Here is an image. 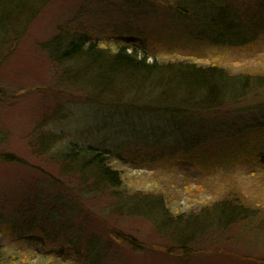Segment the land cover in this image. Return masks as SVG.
<instances>
[{
    "label": "rangeland",
    "instance_id": "obj_1",
    "mask_svg": "<svg viewBox=\"0 0 264 264\" xmlns=\"http://www.w3.org/2000/svg\"><path fill=\"white\" fill-rule=\"evenodd\" d=\"M214 1L237 27L231 43L215 12L192 5L182 18L178 0H50L0 56L2 264H264V86L200 110L172 88L111 84L101 61L57 60L55 47L84 35L110 55L264 77V0ZM84 147L105 153L119 185L95 186ZM119 192L161 198L172 220L217 202L251 214L187 239L115 206Z\"/></svg>",
    "mask_w": 264,
    "mask_h": 264
},
{
    "label": "trees",
    "instance_id": "obj_2",
    "mask_svg": "<svg viewBox=\"0 0 264 264\" xmlns=\"http://www.w3.org/2000/svg\"><path fill=\"white\" fill-rule=\"evenodd\" d=\"M49 1L0 0V56L2 58L5 59L16 49L32 19ZM178 1L183 7L180 8L183 12L179 13V17L182 18L194 11L191 8L192 5L203 6L204 9L213 14L215 12L211 22L223 33L220 35L222 38V41L219 40L220 42L231 43L232 39L237 36L236 25L233 21L230 22L228 16H226L225 9H222L221 6L218 8L214 0H210V2L208 0ZM188 17L190 18V15ZM206 17H209V14L202 16V19L207 20ZM58 38L59 36L50 41V43L56 42ZM55 49L59 56L57 60L60 61H70L78 58L95 60V62L101 61L104 67L99 75L108 76L111 79V84L118 82L122 86L123 84L134 83L136 86L147 85L158 90L172 88L181 95L178 99L179 105L180 103L190 104L200 110H213L226 103H238L250 90H257L258 87L264 86V77L232 75L217 66L201 67L193 63L184 62L147 63L146 56L139 57L135 48L127 51V48L120 46L113 55H110L105 49L98 47L95 41H90L84 35L74 37L60 45V48L57 46ZM164 94L166 99L171 97L167 92H164ZM152 95L162 99L155 92ZM171 98L174 99V97ZM79 149L81 154L91 157V160L85 163V166L90 168L85 167L81 168V170H92L95 186L103 187L101 185L107 181L114 183V186L119 185L117 173L109 169L105 164V153L103 154L92 147ZM114 197L116 198L115 206L120 208L130 207L131 209L139 207L138 210L142 209V212L146 213L147 216L151 215L149 218L152 219V222L161 224L164 229L170 232L173 230V232H178L185 238L189 237L187 239H194L193 237L197 238L204 235L209 231V225H211L212 221L215 218H220V216L227 220L224 226H231L251 214L250 210L243 206L237 207L225 202H217L212 208L197 215H191L185 220L181 217L172 220L169 217L170 212L161 198L144 196L141 199L129 201L126 200V196L121 192L117 195L115 194ZM179 225H183L182 229L178 227ZM220 228L224 227L219 226V228L215 229ZM180 249H185V246L182 245ZM0 264H2L1 258Z\"/></svg>",
    "mask_w": 264,
    "mask_h": 264
}]
</instances>
